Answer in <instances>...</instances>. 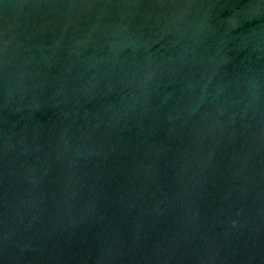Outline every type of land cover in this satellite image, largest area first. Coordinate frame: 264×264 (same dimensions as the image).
<instances>
[{"label": "water", "instance_id": "water-1", "mask_svg": "<svg viewBox=\"0 0 264 264\" xmlns=\"http://www.w3.org/2000/svg\"><path fill=\"white\" fill-rule=\"evenodd\" d=\"M0 264H264V0H0Z\"/></svg>", "mask_w": 264, "mask_h": 264}]
</instances>
